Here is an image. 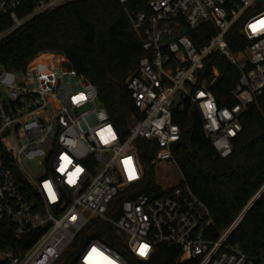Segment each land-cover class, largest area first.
I'll use <instances>...</instances> for the list:
<instances>
[{
    "label": "built area",
    "instance_id": "built-area-1",
    "mask_svg": "<svg viewBox=\"0 0 264 264\" xmlns=\"http://www.w3.org/2000/svg\"><path fill=\"white\" fill-rule=\"evenodd\" d=\"M75 1L0 0V16L10 22L0 31V42ZM134 1L140 0H119L125 8ZM143 1L146 9L131 19L145 55L127 79L140 118L126 138L101 104L95 84L65 57L41 56L21 72L0 65V225L16 241L15 247L0 242V264H55L78 245L79 235L94 220L114 227L139 261L151 260L164 245L178 248L179 263L264 264V257L255 259L230 243L255 198L217 236L209 207L190 185L167 196L138 194L136 189L145 173L138 141L154 143L153 163L172 159L182 136L174 115L188 103L200 112L205 135L218 155H232L233 141L243 130L242 114L264 92V27H252L264 21V8L258 9L263 2ZM242 18L239 32L251 44L234 52L226 36ZM207 23L216 33L197 47L188 32ZM212 55L240 72L230 93L235 105L220 106L216 100L211 87L221 72L214 67L207 73ZM128 159L132 179L124 163ZM45 182L51 184L55 200ZM262 191L264 187L258 195ZM141 246H147L145 255H140ZM69 264L132 263L102 239H94Z\"/></svg>",
    "mask_w": 264,
    "mask_h": 264
},
{
    "label": "trees",
    "instance_id": "trees-1",
    "mask_svg": "<svg viewBox=\"0 0 264 264\" xmlns=\"http://www.w3.org/2000/svg\"><path fill=\"white\" fill-rule=\"evenodd\" d=\"M145 1H134L125 8L119 0H78L44 14L23 29L0 42V65L21 72L46 55L63 56L68 63L91 80L98 89L101 104L112 122L126 138L131 126L140 118L127 79L145 55L142 43L133 29L131 16L146 9ZM245 18L228 32L226 40L234 52L245 50L251 42L239 29ZM7 17L0 16V31L8 27ZM216 33L207 23L190 30L189 37L197 47L206 45ZM214 67L221 77L211 88L220 106L236 104L230 93L237 85L239 70L218 55H212L206 71ZM174 120L182 136L174 148L173 158L153 163L157 149L154 143L138 141L145 168L142 181L136 185L138 194L170 195L184 184L207 204L215 221L213 234L227 229L264 187V92L240 120L242 132L233 141V153L222 158L207 139L200 112L190 103ZM121 197L118 201L124 200ZM93 230L90 240L102 239L132 264H194L179 263V250L159 245L154 257L139 261L123 245L114 227L94 220L78 238ZM0 242L16 246L12 233L0 225ZM230 243L239 246L255 259L264 257V191L253 202L230 236Z\"/></svg>",
    "mask_w": 264,
    "mask_h": 264
},
{
    "label": "rangeland",
    "instance_id": "rangeland-1",
    "mask_svg": "<svg viewBox=\"0 0 264 264\" xmlns=\"http://www.w3.org/2000/svg\"><path fill=\"white\" fill-rule=\"evenodd\" d=\"M261 2H263V5L261 7H259L258 9H263L264 8V0H260ZM177 97H179V94L177 95ZM32 170V169H31ZM33 171V170H32ZM90 227V226H89ZM88 227V228H89ZM87 229V228H86ZM93 230H88L86 232V235L82 238V241L79 240L80 242L78 243V245L72 246L71 247V251L67 252L59 261H57L55 264H69V261L71 259V257H74L76 255H78L80 253V251L82 250L83 246L85 244H87L90 239L93 237Z\"/></svg>",
    "mask_w": 264,
    "mask_h": 264
},
{
    "label": "clouds",
    "instance_id": "clouds-1",
    "mask_svg": "<svg viewBox=\"0 0 264 264\" xmlns=\"http://www.w3.org/2000/svg\"><path fill=\"white\" fill-rule=\"evenodd\" d=\"M257 27H264V26H262V25L259 24V25H257ZM124 163H125V165L127 166L128 171L130 172V171L132 170V161H131V159L126 160ZM66 165H67V161L65 160V163L61 165L60 170L63 171V169L66 167ZM44 187H45V189L47 190L48 195H49L53 200H55L56 197H55V195L53 194V190H52L51 184H50L49 182H45V183H44Z\"/></svg>",
    "mask_w": 264,
    "mask_h": 264
},
{
    "label": "snow or ice",
    "instance_id": "snow-or-ice-1",
    "mask_svg": "<svg viewBox=\"0 0 264 264\" xmlns=\"http://www.w3.org/2000/svg\"><path fill=\"white\" fill-rule=\"evenodd\" d=\"M260 25L264 26V21H261V22H260ZM252 27H253V30H254V31H255L256 28H257L256 25H254V26H252ZM80 99H83V97H81ZM65 159H66V158H65ZM80 171H81V169H79V168L76 169V173H79ZM76 173H73V176H75ZM134 176H135V173H134V170L132 169V170L129 172V178L132 179V178H134ZM69 182H70V183L73 182V180H72L71 177H70V179H69ZM146 251H147V246H141V249H140V255H145V254H146ZM93 252H95V249H93Z\"/></svg>",
    "mask_w": 264,
    "mask_h": 264
},
{
    "label": "water",
    "instance_id": "water-1",
    "mask_svg": "<svg viewBox=\"0 0 264 264\" xmlns=\"http://www.w3.org/2000/svg\"><path fill=\"white\" fill-rule=\"evenodd\" d=\"M261 193H262V192H261ZM261 193H260V194H261ZM260 194H259L258 196H256V197H255V199H254V201H253V202H255V200H256V199H257V198L260 196Z\"/></svg>",
    "mask_w": 264,
    "mask_h": 264
}]
</instances>
